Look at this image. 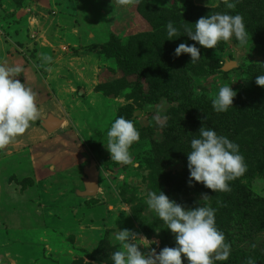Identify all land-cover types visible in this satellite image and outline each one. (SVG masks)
I'll return each instance as SVG.
<instances>
[{
	"label": "rangeland",
	"instance_id": "374dc122",
	"mask_svg": "<svg viewBox=\"0 0 264 264\" xmlns=\"http://www.w3.org/2000/svg\"><path fill=\"white\" fill-rule=\"evenodd\" d=\"M241 3L230 10L224 0H141L126 7L117 0H0V63L22 66L17 79L25 86L33 82L36 103L51 101L49 107L47 101L45 106L40 103L44 111L40 115L50 110L64 120L51 135L38 121L39 128L29 131V127L11 142L18 144L0 150V264H113L112 253L122 250L114 237L122 229L153 242L149 249L140 245L142 252L173 247L174 234L145 203L149 191H162L188 208H214L223 192L215 199L212 190L193 181L194 195H185L191 189L185 180L187 160L184 152L174 149L178 146L173 140L184 137L185 128L169 113L177 103L158 99L157 94L144 95L148 84L152 88L157 83L147 69L155 58V43L162 41L159 46L172 52L180 43H196L184 28L194 30L195 16L188 18V14H196L199 8L206 11L198 13L196 20L227 12L242 15L246 25L252 19L264 21ZM169 21L181 36L166 42ZM109 33H120L124 39L139 34L132 49L124 51L129 64L116 66L114 60L98 55L99 49L84 50L106 41ZM196 46L203 53L206 72L188 76L194 84L193 98L204 96L211 103L224 84H230L242 99L257 92L250 72L264 65L261 44L249 38L240 46L233 38L219 42L215 49ZM42 55L50 56L51 63H45ZM227 61H235L236 66L219 73ZM52 63L54 69L48 73ZM60 69L74 73L76 83L61 76ZM60 77L58 93L54 87ZM157 114L167 117L163 126L156 123ZM120 116L132 120L140 132L139 141L130 148L131 165L112 161L105 148L107 130ZM262 158L245 161L247 171L229 182L234 192H224L232 198L230 207L238 208L225 215L229 222L216 220L225 243L231 245L228 259L216 264H244L248 257L264 264V163L258 161ZM92 166L98 188L94 195L85 196L86 171ZM197 188L209 191V198L196 197L202 193ZM182 262L188 264L183 256Z\"/></svg>",
	"mask_w": 264,
	"mask_h": 264
},
{
	"label": "clouds",
	"instance_id": "9594fccd",
	"mask_svg": "<svg viewBox=\"0 0 264 264\" xmlns=\"http://www.w3.org/2000/svg\"><path fill=\"white\" fill-rule=\"evenodd\" d=\"M140 2L141 0H117L121 7ZM224 3L227 9L234 10L239 0H224ZM165 28L166 40H175L181 36L172 21ZM184 32L196 43H180L173 54L177 58L181 54H189L192 63L200 59V48L196 44L205 49H215L221 41L228 42L235 38L240 46H245L249 40L244 17L239 13L231 15L217 12L202 16L195 22L194 30L185 27ZM42 59L48 64L52 60L50 56L43 55ZM22 72V66L0 63V150L25 133L31 122L39 117L35 92L17 79ZM255 83L264 87V74L258 75ZM236 94L230 84L220 86L211 102L213 110L216 113H226L232 107ZM155 120L163 126L167 117L157 114ZM198 133V136L190 140V151L187 153L189 186L195 181L212 192L231 191L229 182L247 171L240 146L226 135H218L214 129L204 125L199 128ZM139 139L140 132L133 121L120 116L107 130V144L104 146L112 161L131 165L133 160L130 148ZM208 198L209 196L204 195L203 200ZM145 203L174 234L175 246L163 247L159 252L155 248L142 252L140 245L149 249L153 242L147 238L138 239L137 234L129 229L118 230L114 239L120 242L122 250L112 253L113 264H183L182 256L188 264H216L226 261L230 256L231 245L225 243L224 233L216 226L215 208L205 205L188 208L170 200L159 190L149 191ZM244 264H256V260L248 257Z\"/></svg>",
	"mask_w": 264,
	"mask_h": 264
},
{
	"label": "trees",
	"instance_id": "16d2710c",
	"mask_svg": "<svg viewBox=\"0 0 264 264\" xmlns=\"http://www.w3.org/2000/svg\"><path fill=\"white\" fill-rule=\"evenodd\" d=\"M239 3L244 5L246 10L251 7L252 9L248 12L253 17L255 14L264 17V0H241ZM197 10L196 14L193 12L188 14V18L193 17L194 19L195 16L194 24L197 21L196 17L199 16L198 13H205L206 11V9L200 8ZM249 22L251 24L246 25L250 33L249 38L261 44L264 48V21H253L252 19ZM138 36L139 34H132V36L124 39L120 33H109L106 41L94 43L92 46H88L89 49L86 47L84 50L94 53L99 49L100 53L98 55H104L108 60H114L116 66H119L121 63L129 64V57L124 51L132 49V45L138 40ZM165 37L167 39L166 33ZM129 41L131 47L127 48ZM161 42L159 44L155 43L157 49L156 51H152L155 58L151 67L147 69L149 78L154 81L157 80V83L152 85V88H149V84L146 81L148 89L144 95H149V93L150 95L157 94L158 99L165 98L169 103H177V105L171 107L169 113L174 116L178 124H181L185 128V133L183 134L184 137H173V140L177 142L175 145L178 146L174 149L184 152L183 156L187 160V153L190 151V140L199 135L198 130L204 125L205 127L214 129L218 135H226L230 140L237 143L240 146V154L244 157L246 163H251V159L253 160L258 155L263 156V161L261 159L258 161L264 163V87L258 86L255 83L256 77L264 74V65L258 71L250 72L251 79L252 81L254 80L257 87V92L255 91L254 93L255 96L252 95L249 99H242L240 94H236L232 107L226 113H216L212 108V103L206 102H210V100L203 98L204 96L201 95V98H193V96H196L193 90L194 87L192 86L194 84L190 82V78L188 77L190 74H200L197 73L198 71L202 72L204 70L206 72L203 53H201L198 61L192 63L191 60L189 61L187 54H181L177 58L174 56V52L169 49L170 47L167 48L163 44L159 46ZM74 53H79V51H74ZM82 54L86 55V53ZM217 71L222 74L225 72L223 70ZM100 87L101 84L97 86L98 90ZM37 123L38 121H36ZM185 164L187 165V162ZM185 180H189V178ZM235 183L238 185L237 182ZM192 188L191 186L190 191H186L185 195L193 194ZM200 190H202V193H197L196 197L199 194L208 195L209 191H203L201 188ZM229 192L232 194L234 191ZM222 194V199L219 202L215 201L213 203V207L216 209L215 219L220 223L223 221L229 222L230 219L225 215L230 216L233 212H237L238 208L236 205L230 207L232 198H228V195H224V192ZM222 194L218 192L213 193L215 199ZM225 209L226 211H224Z\"/></svg>",
	"mask_w": 264,
	"mask_h": 264
},
{
	"label": "crops",
	"instance_id": "0c3cea01",
	"mask_svg": "<svg viewBox=\"0 0 264 264\" xmlns=\"http://www.w3.org/2000/svg\"><path fill=\"white\" fill-rule=\"evenodd\" d=\"M74 53V52H73ZM82 56H84V54H82ZM85 56H87V55H85ZM84 62V61H83ZM55 66V63H52L51 65H49V68H53ZM64 68V67H63ZM54 69V68H53ZM62 69V68H61ZM61 69H60V71H59V73L61 72ZM48 73H49V70L47 71ZM62 74H61V76H63V77H65L66 79H69L70 80V82H73L74 84L76 83V81H74V79H75V74L74 73H72V72H70L69 70H64V71H62L61 72ZM29 80V79H28ZM58 80H60V82H57V79L55 80V82L57 83L56 84V86L54 87L57 91H58V93H61L59 90V84H61V77L60 78H58ZM33 82L32 81H30L29 83H27V85H26V87H30V88H32L33 87ZM37 86H39L38 84H37ZM33 89V88H32ZM51 95H53L52 94V92H51ZM55 97H54V95H53V99H54ZM74 98V97H73ZM57 98H55V100H56ZM45 100L47 101V104H48V107L50 106V103H51V101H48L46 98H45ZM59 100V99H58ZM46 101L44 102V100L43 101H41L42 102V104L45 106V105H47L46 104ZM60 101H61V99H60ZM40 102V103H41ZM49 102V103H48ZM40 103H38L37 104V106H38V109H39V117L38 118H40V119H37L36 121H40V124H38L43 130H44V132L45 133H47L48 135H51V134H54L55 132H57L61 127H62V125H63V122H64V120L62 119V118H60L58 115H57V113L55 114V113H53V112H51L50 110L49 111H47V112H45V113H43V115H40L41 114V112H44L43 110L42 111H40L41 110V104ZM44 109H46L45 107H44ZM59 111H61L60 109H58ZM53 118H57V119H59V120H61L62 121V123L60 124V126H59V128L57 129V130H55V131H52V132H48V131H46V129L43 127V123H45V122H48L49 121V119L51 120V119H53ZM36 121H33V122H31L32 123V125L30 126V128H29V131H31V129L32 130H34L35 128H39L38 126H37V124H36ZM17 141V140H16ZM14 143V145L15 144H18V142H13ZM13 143H11V144H13ZM14 154V153H13ZM12 154V155H13Z\"/></svg>",
	"mask_w": 264,
	"mask_h": 264
},
{
	"label": "water",
	"instance_id": "95a60500",
	"mask_svg": "<svg viewBox=\"0 0 264 264\" xmlns=\"http://www.w3.org/2000/svg\"><path fill=\"white\" fill-rule=\"evenodd\" d=\"M235 66H236L235 61H227L222 66V70L227 71ZM61 123H62L61 120L57 118H53L51 120L49 119L48 122L43 123V127L46 129V131L52 132V131L57 130ZM96 173H97L96 167L94 166H92L91 169L86 171L87 179L84 181L85 191L83 192L85 196H92L96 193V190L98 188Z\"/></svg>",
	"mask_w": 264,
	"mask_h": 264
}]
</instances>
